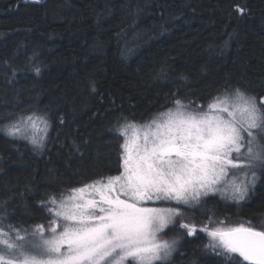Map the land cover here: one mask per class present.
Returning a JSON list of instances; mask_svg holds the SVG:
<instances>
[{
  "label": "trees",
  "instance_id": "16d2710c",
  "mask_svg": "<svg viewBox=\"0 0 264 264\" xmlns=\"http://www.w3.org/2000/svg\"><path fill=\"white\" fill-rule=\"evenodd\" d=\"M22 1L0 0V205L13 224L46 223L47 195L117 175L118 120L143 123L176 99L206 108L226 88L264 98V0ZM28 117L45 141L8 134ZM204 201L181 221L193 236L161 233L176 243L157 264H246L199 228L208 216L264 228V176L240 205Z\"/></svg>",
  "mask_w": 264,
  "mask_h": 264
},
{
  "label": "snow or ice",
  "instance_id": "6c2138e0",
  "mask_svg": "<svg viewBox=\"0 0 264 264\" xmlns=\"http://www.w3.org/2000/svg\"><path fill=\"white\" fill-rule=\"evenodd\" d=\"M174 103L143 123L118 120L121 170L47 195L40 202L46 223L29 229L0 218V264H157L174 251L175 239L161 235L169 225L179 224L188 236L198 231L194 223L181 222L188 208L202 207V198L216 192L245 199L256 170L264 171V108L258 106L264 98L226 88L206 109L181 99ZM29 122L35 126L33 117L21 124ZM19 133L16 124L8 129ZM31 142L38 143L34 137ZM212 224L208 216L199 228L209 237L206 247L264 264V228Z\"/></svg>",
  "mask_w": 264,
  "mask_h": 264
},
{
  "label": "rangeland",
  "instance_id": "374dc122",
  "mask_svg": "<svg viewBox=\"0 0 264 264\" xmlns=\"http://www.w3.org/2000/svg\"><path fill=\"white\" fill-rule=\"evenodd\" d=\"M258 106L260 107V105H258ZM172 108H175V105ZM23 120H25V119H23ZM21 121L22 120L19 121L20 124L18 125V126L21 127V133L17 134L18 137H21L22 138L20 140H24L25 141V139H28V140L31 141V138H33V137L36 140H40L44 136V139L42 141H45V139L47 137V133H48L47 123H46V126L47 127H45L42 123H38V122L35 123L36 124L35 126H33L31 124V126L29 127L28 124H21ZM23 138H25V139H23ZM256 171H257L258 179L256 180V182H255L254 185H250V191L248 192V194L245 197V199L235 202L233 199L228 198L229 195H230V193H227V192H225V193L216 192L215 194H209V196L203 197L202 200L208 199L209 197H214V198H216L221 203L230 204V205H236V206L242 204L245 200H248L250 193L256 188L259 179L262 178V175L264 176V171H261L260 169H257ZM249 176H250V174H249ZM227 179H232V178L229 177ZM239 179H244V177L243 176H240L238 178V180ZM238 180H237V182H238ZM89 185H91V184H89ZM85 195H87V193H85ZM148 206H161V207H163L165 205H164L163 202H160L157 205H153L151 202H149L148 203ZM2 212H3L2 206L0 205V218H5V216L2 214ZM261 221H264V220L261 219ZM236 222L237 221L232 220L231 221L232 224L229 227H231V226H237V225L242 224V223H240V221H238L237 224H235ZM245 222H247V225H252L248 221H245ZM252 222H254V225H255V223H259L260 221L254 219V221H252ZM31 228H33V227H31ZM257 229H259V228H257Z\"/></svg>",
  "mask_w": 264,
  "mask_h": 264
},
{
  "label": "bare ground",
  "instance_id": "6f19581e",
  "mask_svg": "<svg viewBox=\"0 0 264 264\" xmlns=\"http://www.w3.org/2000/svg\"><path fill=\"white\" fill-rule=\"evenodd\" d=\"M24 1H26V0H23V1H22V4H25ZM40 2H42V0H36V2H33V1H32L31 3H40Z\"/></svg>",
  "mask_w": 264,
  "mask_h": 264
},
{
  "label": "water",
  "instance_id": "95a60500",
  "mask_svg": "<svg viewBox=\"0 0 264 264\" xmlns=\"http://www.w3.org/2000/svg\"><path fill=\"white\" fill-rule=\"evenodd\" d=\"M36 2V0H26V1H24L25 3H31V2ZM43 2V1H42Z\"/></svg>",
  "mask_w": 264,
  "mask_h": 264
}]
</instances>
